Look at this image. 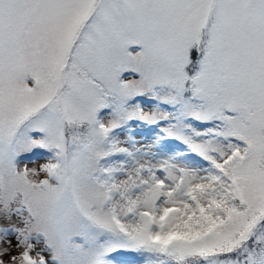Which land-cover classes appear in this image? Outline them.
Masks as SVG:
<instances>
[{
	"label": "snow or ice",
	"instance_id": "6c2138e0",
	"mask_svg": "<svg viewBox=\"0 0 264 264\" xmlns=\"http://www.w3.org/2000/svg\"><path fill=\"white\" fill-rule=\"evenodd\" d=\"M0 264H264V0H0Z\"/></svg>",
	"mask_w": 264,
	"mask_h": 264
},
{
	"label": "rangeland",
	"instance_id": "374dc122",
	"mask_svg": "<svg viewBox=\"0 0 264 264\" xmlns=\"http://www.w3.org/2000/svg\"><path fill=\"white\" fill-rule=\"evenodd\" d=\"M31 166V165H30Z\"/></svg>",
	"mask_w": 264,
	"mask_h": 264
}]
</instances>
